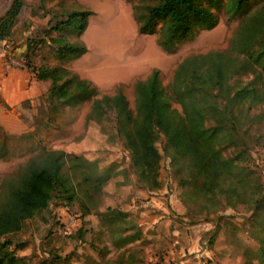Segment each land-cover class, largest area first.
<instances>
[{
    "label": "rangeland",
    "instance_id": "1",
    "mask_svg": "<svg viewBox=\"0 0 264 264\" xmlns=\"http://www.w3.org/2000/svg\"><path fill=\"white\" fill-rule=\"evenodd\" d=\"M134 1L46 0L39 5L40 0H23L24 8L9 40L14 50L17 46L25 47L24 53L27 43L32 46L27 53L31 64L53 65L60 62V58L56 44L50 43L48 36L61 33L70 40L81 39L87 50L72 59L71 65L79 71L76 72L93 80L97 96L121 89L134 109L133 83L136 79L145 78L156 67L167 87L175 66L184 56L227 48L240 20V15H232L225 3L217 10L218 22L214 27L200 30L192 39L178 44L175 51L167 53L156 42V33L138 31L132 15L131 3ZM10 3L11 0H0V15ZM77 7L92 10L79 37L70 31H44L49 27L48 19L54 11ZM31 11L38 13L36 20L27 16ZM0 53L4 65L17 67L7 62L2 49ZM24 53L15 55L24 57ZM69 61L63 65L68 67ZM261 68L262 85L264 67ZM250 76L249 73L240 77L246 80ZM239 80L235 76L230 82ZM44 98L43 95L37 113L29 110L28 100L15 107L14 113L12 107L2 104L7 111V124L0 121V143L4 142L3 154H0V183L4 178L16 175L42 146L78 154L83 157L81 167L84 170H92L94 175L104 172L110 175L99 187H93L92 179L83 180L80 170L72 173L66 161L62 170L71 174L77 187V198L68 205H57L52 199L46 209L26 219L19 231L9 235L14 240L10 248L22 258L16 264H90L100 259L121 260L120 263L116 261L117 264H259L256 252L252 250L258 246L260 234L249 222L250 209L220 206L218 202L217 206L209 204L211 208L208 209L201 196L191 197L190 183L180 181L163 150V137L157 141L162 153L158 168L161 185L148 189L137 180L129 152L114 132L115 123L120 127L122 124L120 119L115 121L113 111L100 121L87 119L93 98H85L65 105L55 121L48 123ZM171 103L180 108L176 101ZM260 104L264 107V102ZM258 110L253 108L251 112ZM18 119L23 125L16 124ZM245 124L249 126L246 131ZM238 133L248 150L243 153V159L234 164V169L237 173L248 172L257 192H264L262 112L253 113L252 121L243 123ZM240 144L234 149L244 146ZM231 148L222 152L229 154ZM146 192L159 197L157 203L150 201ZM131 196L133 207L128 209L130 215L126 216L129 221L109 222L118 217V209L124 210L127 206L124 202ZM108 201L116 203L107 209ZM131 233L139 234L137 240L134 235L133 240L127 241V235ZM130 255L134 258L131 261Z\"/></svg>",
    "mask_w": 264,
    "mask_h": 264
},
{
    "label": "trees",
    "instance_id": "2",
    "mask_svg": "<svg viewBox=\"0 0 264 264\" xmlns=\"http://www.w3.org/2000/svg\"><path fill=\"white\" fill-rule=\"evenodd\" d=\"M45 1L40 0L39 5ZM225 3L232 15H240L228 47L184 56L167 87L161 81L159 68H152L145 78L133 83L134 109L121 89L97 96L93 80L63 65L87 50L79 38L70 40L61 33L48 36V41L56 44L60 58L56 64H31L27 53L32 46L28 43L24 57L37 79L49 80L43 94L48 123L55 121L65 105L92 97L87 119L100 121L109 111L115 113V121L120 119L122 127L115 123L114 132L129 152L137 180L148 189L161 185L158 168L162 153L157 141L163 137V150L180 181L190 183L191 197L201 196L208 209L210 205L217 206L216 202L250 209L249 222L260 234L258 246L252 251L258 263L264 264V192H257L248 172L237 173L234 169L248 150L238 133L242 124L252 121L253 113L264 115L260 104L264 102V84H260L264 67V0H136L131 7L138 31L156 33V42L169 53L200 30L214 27L217 10ZM23 8V0H11L0 15V38L12 34ZM91 13L89 8L78 7L54 11L44 31H70L79 37ZM249 73L250 77L241 79V75ZM235 76L240 80L230 82ZM172 100L180 108L172 106ZM253 108L259 110L252 113ZM248 127L245 124L244 131ZM240 143L244 146L235 150ZM230 147L229 154L222 152ZM2 148L4 142L0 143V154ZM66 161L72 173L80 170L83 180L92 179L93 187H99L110 175L84 170L83 157L78 154L42 146L16 175L0 183V264H16L22 259L10 248L14 240L9 235L19 231L26 219L41 213L52 199L57 205H68L77 198L71 174L62 170ZM134 235L130 234L127 241ZM132 255L130 261L134 259ZM116 261L100 259L90 264H117Z\"/></svg>",
    "mask_w": 264,
    "mask_h": 264
},
{
    "label": "crops",
    "instance_id": "3",
    "mask_svg": "<svg viewBox=\"0 0 264 264\" xmlns=\"http://www.w3.org/2000/svg\"><path fill=\"white\" fill-rule=\"evenodd\" d=\"M37 14H38L37 12L33 13L31 11L30 13L27 14V16L31 19L36 20L35 16H38ZM24 48L25 47L23 46H17L14 52L16 54L24 53V50H25ZM1 55L2 54L0 53V121L2 122V124H7V121H6L7 111L3 109L2 104H6L12 107L11 111L14 113L15 107H19L21 102H23L24 100H28L29 101L28 107H30L29 110L32 113H37V111L38 112L40 111L39 105L41 103L42 96L47 89L49 81L47 79H37L32 73V71H30L27 66H23V67L12 66L11 67V66L4 65ZM71 61L72 59L68 62L70 63L68 67L74 69L75 71H78L75 65H71ZM16 124L21 126L23 125V122L20 119H18ZM151 194L152 192H146V195L150 197V201H155V203H157L156 201L157 199H159V197H156ZM125 199L126 198H124V200ZM132 202H133V197L131 196L129 201L124 202L125 204H127L124 210L118 209V211L116 212V215H118V217L112 219V221L109 220V222H113L112 224H114L115 223L114 220H117L118 222H122L124 220L129 221V219L126 218V216L130 215L129 213L130 210L128 209H131L133 207ZM115 203L116 202L109 203L108 201L106 208L109 209L108 207L110 206V204L114 205ZM137 225L139 226L141 225V223H138ZM138 235L135 236L136 240L138 238Z\"/></svg>",
    "mask_w": 264,
    "mask_h": 264
},
{
    "label": "built area",
    "instance_id": "4",
    "mask_svg": "<svg viewBox=\"0 0 264 264\" xmlns=\"http://www.w3.org/2000/svg\"><path fill=\"white\" fill-rule=\"evenodd\" d=\"M0 49H2V52L5 55L7 62L16 65L18 67H23L26 65L25 57L15 55L9 37L0 38Z\"/></svg>",
    "mask_w": 264,
    "mask_h": 264
}]
</instances>
